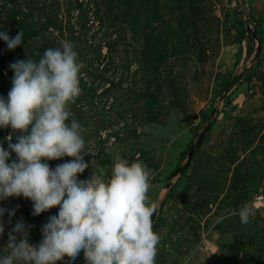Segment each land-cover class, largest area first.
<instances>
[{"label": "rangeland", "instance_id": "obj_1", "mask_svg": "<svg viewBox=\"0 0 264 264\" xmlns=\"http://www.w3.org/2000/svg\"><path fill=\"white\" fill-rule=\"evenodd\" d=\"M19 31L13 50L0 40V97L7 100L12 87L11 64L38 62L61 40L73 44L85 67L70 111L93 148L77 179L109 178L117 154L147 166L161 237L156 264H184L189 254V264H264V0H0V32L14 38ZM19 135L0 128V147L8 150L6 138L14 144ZM15 159L11 153L7 162ZM70 159L47 163L54 169ZM245 205L253 212L243 225L236 212ZM0 208L7 210L0 257L18 221L39 245L59 211L34 216L23 197ZM57 264L86 261L81 251Z\"/></svg>", "mask_w": 264, "mask_h": 264}, {"label": "clouds", "instance_id": "obj_2", "mask_svg": "<svg viewBox=\"0 0 264 264\" xmlns=\"http://www.w3.org/2000/svg\"><path fill=\"white\" fill-rule=\"evenodd\" d=\"M9 50L23 40L0 32ZM85 65L78 61L70 41L48 48L39 61L18 60L10 65L14 76L7 100L0 97V128L19 132L8 150L0 147V201L23 197L33 204V215L59 208L41 230L39 245L29 242L28 229L18 221L8 233L6 255L0 264H57L75 260L83 251L86 264H156L161 237L153 231L157 205L150 201L151 171L138 158L134 162L115 155L110 177L91 173L85 156L93 155L86 144L85 128L70 106L81 95ZM11 153L16 159L8 163ZM71 158L49 167L48 161ZM6 209L0 208V217ZM253 209L242 206L240 222H250ZM15 210L8 211L9 219ZM4 227L0 222V235ZM193 254L184 259L189 264Z\"/></svg>", "mask_w": 264, "mask_h": 264}, {"label": "water", "instance_id": "obj_3", "mask_svg": "<svg viewBox=\"0 0 264 264\" xmlns=\"http://www.w3.org/2000/svg\"><path fill=\"white\" fill-rule=\"evenodd\" d=\"M247 21H248V25L249 26L255 25V23L254 22H251L250 19L247 20ZM259 51H260V43L258 42V47H257L255 56H257V54H258ZM239 77H240V74L236 75L230 82H228L225 85V87L220 91V95L223 94V93H225V92H227L237 82V80L239 79ZM204 134H205V130L200 134V136L198 137V139L195 142V144L189 147V149H188V151L186 153V156H185L186 157V161H185V163L183 165V168L186 167L190 163L191 158H192L193 153H194V150H195L196 147H198L200 145L201 141L203 140ZM181 170H182V167H178V169H176L172 173V175L170 176V178L173 177V176H175V175H177L178 172L181 171ZM155 215L156 214H154L153 217L151 218L153 221H154Z\"/></svg>", "mask_w": 264, "mask_h": 264}, {"label": "built area", "instance_id": "obj_4", "mask_svg": "<svg viewBox=\"0 0 264 264\" xmlns=\"http://www.w3.org/2000/svg\"><path fill=\"white\" fill-rule=\"evenodd\" d=\"M261 202V197H257L256 198V203H260Z\"/></svg>", "mask_w": 264, "mask_h": 264}, {"label": "trees", "instance_id": "obj_5", "mask_svg": "<svg viewBox=\"0 0 264 264\" xmlns=\"http://www.w3.org/2000/svg\"><path fill=\"white\" fill-rule=\"evenodd\" d=\"M245 22L244 21H240V24L242 25V24H244ZM173 173V172H172ZM172 173L170 174V176L172 175ZM170 176H169V178H170Z\"/></svg>", "mask_w": 264, "mask_h": 264}]
</instances>
